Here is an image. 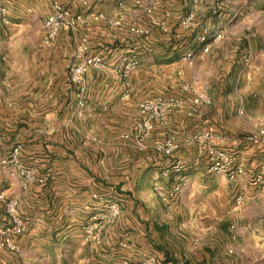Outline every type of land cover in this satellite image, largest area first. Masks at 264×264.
Returning <instances> with one entry per match:
<instances>
[{
    "label": "crops",
    "instance_id": "obj_1",
    "mask_svg": "<svg viewBox=\"0 0 264 264\" xmlns=\"http://www.w3.org/2000/svg\"><path fill=\"white\" fill-rule=\"evenodd\" d=\"M2 1L10 21L0 20V189L18 200V213L29 225L15 238L18 252L0 250V264H112L149 257L157 264H264V190L254 177L264 175V140H247L264 137V59H256L262 69L243 92L246 109L238 107V115L225 99L229 94L223 92L220 102L211 92L212 103L193 116L184 107L158 121L141 148L123 137L139 120L140 103L156 95H188L159 87V74L142 75L144 87L137 89L135 73L123 78L113 71L132 48L127 30L90 14L112 16L120 0H91L88 8L78 0ZM52 1L73 13L85 11L86 19L77 30H61L48 45L44 18ZM227 18L221 11L217 26L211 17V31L226 28ZM84 38L89 54L101 55L107 66L85 75L82 93L69 78V66L83 59ZM164 44L163 63L181 64L172 54L177 44ZM206 131L221 137L244 173L232 179L211 170L204 143L193 139ZM169 136L178 147L169 155L157 151ZM17 145L21 164L37 168L43 183L20 186L7 162ZM177 160L187 164V182L168 208L153 185L176 181L171 166ZM95 194L122 208L98 245L86 243L82 230L96 211ZM8 222L0 201V226Z\"/></svg>",
    "mask_w": 264,
    "mask_h": 264
},
{
    "label": "built area",
    "instance_id": "obj_2",
    "mask_svg": "<svg viewBox=\"0 0 264 264\" xmlns=\"http://www.w3.org/2000/svg\"><path fill=\"white\" fill-rule=\"evenodd\" d=\"M81 6L88 8L91 0H78ZM203 0H191L193 4L202 3ZM129 8L120 2V10L115 12L112 16H107L103 13L90 14V18L94 21H105L111 27H124L127 31L133 34L148 33L149 29L145 26L138 25L136 22L130 21L127 15ZM155 4H148L143 7V11L149 13L155 12ZM85 11L73 13L68 8L64 7L59 1H52L50 4V11L44 18L45 29V44H52L59 32L63 29L77 30L79 26L85 21ZM196 13L194 10L187 11L182 18V26L188 28L189 26L197 25L195 19ZM0 20L7 24L9 23V12L7 6L0 0ZM154 20V18H153ZM223 37V31L215 32L211 35L210 30L206 27L201 31L198 36L200 48L203 51H209L213 46V42ZM79 50L85 53L83 59L75 64L69 66V78L71 82L80 86V90L84 93L86 87L84 86V78L87 73L92 70H102L106 68V63L101 55L89 54L88 39L84 38L80 45ZM195 52L190 50L186 52L181 61L192 64ZM249 58L246 59L249 62ZM138 60L133 56L125 57L115 67L113 71L122 76L129 78L132 72L137 67ZM189 93L187 98H179L174 95H156L143 100L139 105L140 118L136 122L134 129L123 137L132 139L139 147L144 148L146 140L152 135L156 123L165 120V118L174 110L186 107L187 114L193 116L205 106L212 103V99L205 89L194 88L191 85L186 88ZM79 105H83V100L78 101ZM243 113V110H240ZM80 114H82L80 112ZM86 138L102 144L101 139L96 135L86 132ZM194 140L204 143V151L210 161V168L213 172L226 175L230 178H235L237 175L244 173L243 167L237 163L234 153L226 150L221 145V137L209 131L198 133L193 136ZM247 140L258 143L264 140V137L249 135ZM178 147V142L175 136L160 141L156 145V150L163 154H171ZM21 145L13 148L8 156L7 162L11 165V170L16 172L19 176V184L22 188L26 189L30 184L43 183L45 177L39 175L37 168L27 167L21 164L19 159ZM187 164L182 160H177L172 164L171 169L178 173L176 181L172 185H166L161 182H156L153 185L154 192L166 204L168 208H172L183 191L187 182V174L185 169ZM169 171L165 174L167 175ZM255 181L261 184L264 190V175L257 174L254 176ZM98 205L96 211L89 216V220L83 225V239L86 243L100 244L103 238V232L106 227L114 223L121 215L122 208L120 203L110 197L102 194H95ZM0 201L5 204V211L9 218V225L3 226L0 229V250L6 249L13 252L20 250L16 243V236L24 233L28 229L29 218L22 216L18 213V200L14 197H8L6 192L0 189ZM89 208V206H87ZM112 264H157L153 257L145 258L138 262H130L129 260H122Z\"/></svg>",
    "mask_w": 264,
    "mask_h": 264
},
{
    "label": "rangeland",
    "instance_id": "obj_3",
    "mask_svg": "<svg viewBox=\"0 0 264 264\" xmlns=\"http://www.w3.org/2000/svg\"><path fill=\"white\" fill-rule=\"evenodd\" d=\"M120 2L129 8L126 11L130 21L149 29L144 34L127 31L132 48L121 60L128 56L138 60L132 72L136 76L135 88L144 87V83L140 84L142 75L156 78L159 74L162 75L159 87L177 89L178 96H187L186 88L194 85V88L207 90L210 97L213 92L220 102L223 92L229 94L225 99L233 106L234 115L239 114V108L246 109L243 92L249 90L254 73L262 69L256 59H264V0H203L196 5L191 0H120L118 7ZM148 4L156 5L155 12L143 11ZM189 10L195 11L197 25L185 28L181 22ZM221 11L222 16L228 14L227 27L217 30L223 31V37L213 42L209 51H203L198 36L206 27L211 35L216 32L210 29V19H216L215 24L219 26ZM164 41L177 44L172 50L176 57L194 50L193 63H163ZM150 89H153L152 85ZM253 104L252 97H249V105Z\"/></svg>",
    "mask_w": 264,
    "mask_h": 264
},
{
    "label": "trees",
    "instance_id": "obj_4",
    "mask_svg": "<svg viewBox=\"0 0 264 264\" xmlns=\"http://www.w3.org/2000/svg\"><path fill=\"white\" fill-rule=\"evenodd\" d=\"M194 32V31H193ZM196 32H194V34H195Z\"/></svg>",
    "mask_w": 264,
    "mask_h": 264
}]
</instances>
